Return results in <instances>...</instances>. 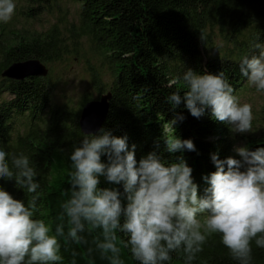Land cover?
Wrapping results in <instances>:
<instances>
[{"label": "trees", "instance_id": "obj_1", "mask_svg": "<svg viewBox=\"0 0 264 264\" xmlns=\"http://www.w3.org/2000/svg\"><path fill=\"white\" fill-rule=\"evenodd\" d=\"M20 1L29 6L30 12L35 6H49L59 0ZM65 1L79 7L81 33L101 54L112 75L106 92L111 96L109 112L101 129L115 137L127 136L129 150L132 145L137 146V161L152 152L166 164L178 162L182 156L192 169L199 195L204 196L210 185L203 177L216 171L212 156L217 155L220 160L240 158L234 151L231 125L215 120L210 110L197 119L183 102L174 113L166 98L176 91L183 96L187 86L182 77L188 69L199 75L223 72L234 88V95L241 98L248 84L240 72L241 59L258 55L253 45L264 44V0ZM17 30L10 23H0V149L17 155L22 152L30 158L41 185L34 218L50 224L55 234V227L61 222L60 204L67 198L64 193L70 187V156L84 136L80 113L88 102L76 120H71L54 109L50 86L44 79L15 81L2 77L15 65L39 63L46 68L59 60L63 51L57 31L41 35ZM213 37L222 39L223 45L212 47ZM213 49V53L209 51ZM176 114L185 119L174 126L175 135L181 140H192L196 151H167L163 125ZM247 146L249 151L264 148V139L251 140ZM101 159L107 163V156ZM99 179L100 188H117L122 204L126 205L122 184H109L104 177ZM0 188L27 205L26 190L18 188L15 180L0 178ZM64 223L66 236V219ZM100 234V229L92 232L86 229L81 235L87 243L79 245L58 238L62 260L57 264H110L95 249L94 240ZM117 236L124 264H139L121 243L126 242L127 236L119 231ZM89 248L93 249L91 253ZM171 257L164 264H185L182 249L172 252ZM192 264H238V261L231 257L220 235L213 234ZM251 264H264V248L257 247L255 241Z\"/></svg>", "mask_w": 264, "mask_h": 264}, {"label": "clouds", "instance_id": "obj_2", "mask_svg": "<svg viewBox=\"0 0 264 264\" xmlns=\"http://www.w3.org/2000/svg\"><path fill=\"white\" fill-rule=\"evenodd\" d=\"M15 7L14 0H0V23L11 21ZM253 47L258 55L242 57L239 68L250 86L264 91V44ZM182 79L187 86L183 96L176 91L166 98L174 113L183 102L197 119L210 110L215 120L231 125L233 133L252 131V106L239 102L223 72L199 75L188 69ZM184 119L176 114L163 125L170 153L196 151L192 140L175 135L174 126ZM127 141V136L115 137L102 128L96 134H84L81 144L74 146L70 187L60 204L61 222L55 234L50 224L34 218L41 185L30 158L0 149V178L15 180L28 196L25 205L0 188V264H57L62 260L58 238L86 244L81 235L86 229L101 230L94 240L95 249L110 264H124L117 246L118 231L127 236L121 243L139 264H164L180 249L185 264H192L213 234L220 235L238 264H251L252 242L264 248V148L249 151L237 146L234 151L239 159L220 160L213 155L216 171L203 177L210 187L200 196L192 169L182 156L166 164L152 152L137 161V146L129 150ZM102 156H107V163ZM99 177L123 185L126 205L117 188L99 187Z\"/></svg>", "mask_w": 264, "mask_h": 264}, {"label": "rangeland", "instance_id": "obj_3", "mask_svg": "<svg viewBox=\"0 0 264 264\" xmlns=\"http://www.w3.org/2000/svg\"><path fill=\"white\" fill-rule=\"evenodd\" d=\"M14 3L15 12L8 23L14 25L18 32L24 29L31 33L46 35L57 31L60 35L63 48L59 54L60 58L46 66L48 75L39 79H44L47 87L50 86L54 109L58 113L68 115L71 120H76L82 106L87 102L88 104L99 102L100 94H104L103 97L107 96L106 92L112 83L111 72L101 54L81 33L79 7L59 0L49 6H35L29 12V6L22 1L14 0ZM212 40V47L216 44L223 45L219 37H213ZM209 51L213 53L215 50ZM211 52L205 53L204 58ZM241 95L239 102L252 106V131L245 134L233 133L231 126V135L235 147L248 148L247 143L251 140L264 139V91H258L254 86L247 84L246 92ZM81 116L82 112L80 118Z\"/></svg>", "mask_w": 264, "mask_h": 264}, {"label": "water", "instance_id": "obj_4", "mask_svg": "<svg viewBox=\"0 0 264 264\" xmlns=\"http://www.w3.org/2000/svg\"><path fill=\"white\" fill-rule=\"evenodd\" d=\"M46 69L39 63L15 65L7 70L2 77L15 81H24L28 78H45ZM110 95L104 96L99 102L88 104L82 112L80 127L83 134H96L107 119L109 112Z\"/></svg>", "mask_w": 264, "mask_h": 264}]
</instances>
